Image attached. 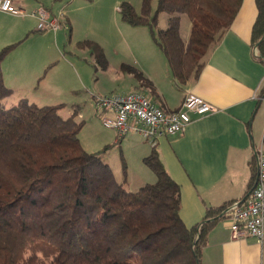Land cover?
Wrapping results in <instances>:
<instances>
[{
    "label": "trees",
    "instance_id": "trees-1",
    "mask_svg": "<svg viewBox=\"0 0 264 264\" xmlns=\"http://www.w3.org/2000/svg\"><path fill=\"white\" fill-rule=\"evenodd\" d=\"M152 1L142 0L140 13L122 2L117 12L125 23L148 28L182 86L198 78L243 0H155L153 13ZM255 5L252 45L264 63V0ZM160 13L168 15L164 29L157 28ZM182 15L189 19L187 40L180 35ZM15 46L0 50V264H200L207 230L227 205L207 208L199 224L186 227L179 217V186L155 147L143 159L155 181L129 191L102 151L83 149L81 123L74 115L63 117L62 105L23 99L6 107L12 90L3 82L1 64ZM77 47L106 68L95 42L84 40ZM130 72L142 86H151L141 73Z\"/></svg>",
    "mask_w": 264,
    "mask_h": 264
},
{
    "label": "crops",
    "instance_id": "crops-1",
    "mask_svg": "<svg viewBox=\"0 0 264 264\" xmlns=\"http://www.w3.org/2000/svg\"><path fill=\"white\" fill-rule=\"evenodd\" d=\"M14 2L26 13L40 7L51 16L62 13L64 26L68 30L65 39L68 42L65 44L61 32L39 33L36 30L37 21L33 17H17L0 12V50L16 44L1 64L3 82L12 90L5 101L9 102V106L23 99L38 105L40 98L36 89L40 78L53 71L55 63H61L74 72H84L74 52L62 54L65 46L73 49L70 38L75 32V20L72 16L68 18L63 10L55 14L37 2ZM256 17L255 0H243L231 26L206 56L196 80L180 86L171 76L163 54L164 61L155 54V64L138 63L137 70L151 83L150 87L142 86L129 73L134 80L129 84L127 92H145L142 94L165 111L178 110L188 94L202 98L216 109L212 114L193 117L183 133L163 136L154 146L163 168L179 186V217L189 228L205 218L207 208H218L245 198L255 182L253 149L262 145L264 136V99L261 97L264 63L254 56L253 50L256 47L252 45V28ZM28 40H34L36 47L27 48ZM78 42L81 41L75 43L76 48ZM112 94L118 93H110L108 96ZM42 102L38 106H64L58 103L56 97ZM71 111L66 114L75 116L76 113ZM99 114L101 117L112 116L101 111ZM110 139L113 144L119 145L122 152L128 150L129 154L136 155L138 172L145 175L143 159L153 147L142 142L146 140L137 133L130 132L117 141L113 130ZM82 147L92 153V149L84 145ZM129 168L127 163V171L122 170L123 176L120 179L125 187L131 180L128 178ZM200 264H264V238L261 244L249 237L232 240L228 219L223 216L207 230Z\"/></svg>",
    "mask_w": 264,
    "mask_h": 264
},
{
    "label": "rangeland",
    "instance_id": "rangeland-1",
    "mask_svg": "<svg viewBox=\"0 0 264 264\" xmlns=\"http://www.w3.org/2000/svg\"><path fill=\"white\" fill-rule=\"evenodd\" d=\"M28 1L43 4L55 14L63 10L68 18L72 16L75 20V32L70 38L73 49H68L65 46L62 54L69 55V53L74 52L81 61L84 70V72L79 70L74 72L61 63H55L53 71L40 78L39 86L36 89V94L40 98L38 100L40 104L38 105L44 103L42 102L44 100L48 101V99L56 97L58 103L64 104L61 107L63 110L59 111L62 116H68L66 113L73 109L71 112L76 113L74 116L75 121L81 123V129L78 133L80 143L87 149H92V153L102 151L103 161H106L111 167L119 181L123 176L122 170L127 171L128 163V168L130 167V172L133 173H128V178L131 180L126 186L127 190L135 191L143 183H153L155 176L149 168L142 166L146 172L145 175L138 172V167L135 165L137 157L134 153L129 154L128 150L122 152L117 143L113 144V140L110 139L113 130L102 126L101 115L94 103L97 97H106L110 93H127L129 84L134 80L129 75L131 73L130 69L138 71V63L155 64V54H158L161 61L165 60L162 52L153 43L148 28L142 25L131 26L125 23L117 12L119 5L122 2H127L133 6L136 13H140L142 0ZM155 8L156 2L153 0L151 4L152 13ZM167 19V14L160 13L157 28L164 29L167 25ZM189 25L188 17L182 15L180 21L182 39H187ZM65 27H60L58 32L64 34L63 43L66 41L65 44H67L68 41L65 39L66 35L68 36V30ZM82 40H90L100 46L107 62L106 69L101 70L95 65L94 59L88 50L75 47V43ZM36 45L37 43L34 40L26 42L27 48H35ZM131 75L133 74L131 73ZM14 95H16V92ZM14 95L8 100H11ZM3 104L6 107H11L7 101H3ZM43 105L49 106L51 104ZM142 142L149 146L146 141ZM105 147H107L106 150H104Z\"/></svg>",
    "mask_w": 264,
    "mask_h": 264
},
{
    "label": "built area",
    "instance_id": "built-area-1",
    "mask_svg": "<svg viewBox=\"0 0 264 264\" xmlns=\"http://www.w3.org/2000/svg\"><path fill=\"white\" fill-rule=\"evenodd\" d=\"M0 12L17 17L30 16L36 19L39 33H55L64 27L63 15L51 16L40 7L26 13L15 5L14 0H0ZM255 57H259L256 48ZM95 104L99 111L112 114L101 117L102 126L116 132V140H122L128 133L141 135L152 147L163 136L181 134L192 122L193 117H201L216 112L214 106L198 96L188 94L176 111H165L157 107L144 94L131 91L97 97ZM256 168L255 185L245 199L227 204L223 211L228 219L232 240L253 238L261 244L264 238V147L253 149Z\"/></svg>",
    "mask_w": 264,
    "mask_h": 264
},
{
    "label": "water",
    "instance_id": "water-1",
    "mask_svg": "<svg viewBox=\"0 0 264 264\" xmlns=\"http://www.w3.org/2000/svg\"><path fill=\"white\" fill-rule=\"evenodd\" d=\"M263 38H264V36H263ZM254 185H255V182H254ZM254 185H253V187H254ZM253 187L249 190V192L247 193V195L250 193V191L253 189ZM247 195H246V196H247ZM246 196H245V197H246ZM243 199H245V198H243ZM243 199H242V200H243ZM215 219H216V218H215Z\"/></svg>",
    "mask_w": 264,
    "mask_h": 264
}]
</instances>
